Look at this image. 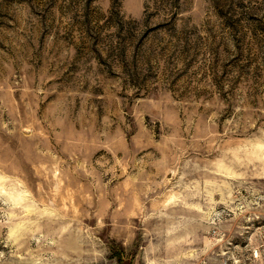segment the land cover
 <instances>
[{"label":"rangeland","instance_id":"374dc122","mask_svg":"<svg viewBox=\"0 0 264 264\" xmlns=\"http://www.w3.org/2000/svg\"><path fill=\"white\" fill-rule=\"evenodd\" d=\"M0 264H264V0H0Z\"/></svg>","mask_w":264,"mask_h":264},{"label":"built area","instance_id":"2783aa9c","mask_svg":"<svg viewBox=\"0 0 264 264\" xmlns=\"http://www.w3.org/2000/svg\"><path fill=\"white\" fill-rule=\"evenodd\" d=\"M258 255H259L258 251H255L254 256H258Z\"/></svg>","mask_w":264,"mask_h":264}]
</instances>
